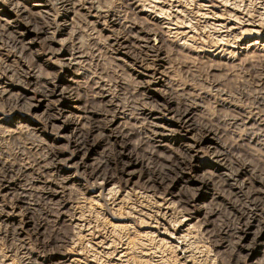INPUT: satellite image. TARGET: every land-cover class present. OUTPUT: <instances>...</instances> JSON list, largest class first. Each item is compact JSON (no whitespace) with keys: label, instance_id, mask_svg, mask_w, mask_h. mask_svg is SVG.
Wrapping results in <instances>:
<instances>
[{"label":"rangeland","instance_id":"rangeland-1","mask_svg":"<svg viewBox=\"0 0 264 264\" xmlns=\"http://www.w3.org/2000/svg\"><path fill=\"white\" fill-rule=\"evenodd\" d=\"M146 1L0 0V98L19 93L37 105L44 99L43 90H59L30 112L9 105L11 109L0 101V163L24 170L17 190L35 204L45 226V239L38 242L27 229L20 236L21 244L6 240L3 228L13 232L24 217L1 192L0 264H264V232L262 244L250 250L233 244L235 232L242 226L239 217L251 211L253 203L246 189L237 195L224 184L228 169L241 167L248 173L240 182L264 178V0ZM149 4L156 6L151 9ZM160 10L167 13L160 15ZM179 15L187 25L181 24ZM157 30L167 34L159 54L149 48L160 45ZM16 33L25 35L24 42H33L31 49L14 41ZM163 97L179 107L191 106L198 124L217 131L215 142L228 161L217 163L210 143L197 130L187 128L177 136L167 132L157 151L145 116L152 114L158 98ZM53 108L65 110L57 129L44 120V114ZM83 115L99 121L114 119L129 152L148 161L152 169L169 157L172 162L186 156L187 146H192V165L184 169L179 184L193 179L202 184L210 179L211 190L188 191L187 195L196 197L184 209L167 201L162 191L149 192L131 178L121 183L120 192L113 194L116 197L99 192L83 167L96 166L105 149L96 146L84 161L73 156L69 121H81ZM159 116L157 123L172 127L164 113ZM54 151L63 160L73 156V166L65 161L56 165ZM179 187L174 190L179 192ZM212 189L219 200L215 204L211 203ZM199 207L217 212L209 229L190 218ZM90 230L93 233L88 234ZM217 232L220 237L214 240ZM221 239L233 245L216 243Z\"/></svg>","mask_w":264,"mask_h":264},{"label":"bare ground","instance_id":"bare-ground-1","mask_svg":"<svg viewBox=\"0 0 264 264\" xmlns=\"http://www.w3.org/2000/svg\"><path fill=\"white\" fill-rule=\"evenodd\" d=\"M68 1V0H67ZM146 1V0H145ZM157 1V0H156ZM159 1V0H158ZM187 1V0H186ZM189 1V0H188ZM195 1V0H192ZM191 1V3H193ZM200 1V0H199ZM224 1V0H222ZM66 2V1H65ZM147 2V1H146ZM165 2V1H164ZM179 2V1H178ZM229 2V1H228ZM159 3V2H157ZM180 3V2H179ZM195 3V2H194ZM151 4V3H150ZM151 7H155L156 5ZM163 4V3H162ZM199 4V3H198ZM138 5V4H137ZM147 4H145L146 7ZM158 5V4H157ZM201 6V5H199ZM138 7V6H137ZM143 7V6H142ZM148 7V8H150ZM158 7V6H157ZM156 7V8H157ZM161 6H159L160 8ZM168 7V6H167ZM166 7V8H167ZM64 8V7H63ZM136 8V7H135ZM144 8V7H143ZM158 8V9H159ZM200 8V7H199ZM146 9V8H145ZM144 9V10H145ZM165 9V8H164ZM170 9V8H169ZM172 9V7H171ZM203 9V8H202ZM167 10V9H166ZM18 11V10H16ZM227 11V10H226ZM20 12V10H19ZM18 14H20L21 12ZM69 12V11H67ZM139 12V11H138ZM150 12L153 13V11L150 10ZM158 12V11H157ZM175 12V11H174ZM173 12V13H174ZM179 12V11H178ZM177 12V14H178ZM229 12V11H228ZM167 12H164L160 10V15H165ZM182 13V12H180ZM179 13V14H180ZM200 13V12H199ZM204 13V12H203ZM22 14V13H21ZM150 14V13H149ZM156 14V13H154ZM153 14V15H154ZM67 15V14H65ZM64 15V16H65ZM159 15V16H160ZM171 15V13H170ZM197 15V14H196ZM203 15V14H201ZM208 15V14H207ZM221 15V14H219ZM149 16V15H147ZM158 16V13H157ZM169 16V14H168ZM175 16V15H174ZM172 16V17H174ZM206 16V15H205ZM211 16V15H210ZM213 16V15H212ZM224 16V15H223ZM99 17V16H98ZM162 17V16H160ZM159 17V19H160ZM171 17V16H170ZM176 17V16H175ZM204 17V16H203ZM217 17V14H216ZM222 17V16H221ZM150 18V17H149ZM163 18V17H162ZM165 18V17H164ZM167 18V16H166ZM177 18V17H176ZM254 18V17H253ZM260 18V17H259ZM60 19V18H59ZM169 19V18H168ZM212 19V17H211ZM219 19V18H217ZM216 19V20H217ZM167 20V19H166ZM179 21H181L182 19H180V15L178 18ZM187 20V19H186ZM190 20V19H189ZM213 20V19H212ZM227 20V18H226ZM65 21V20H64ZM114 21V20H113ZM163 21V20H162ZM172 21V20H171ZM185 20L181 21L182 22ZM231 21V20H229ZM247 21V20H246ZM43 22V21H42ZM56 22V21H55ZM63 22V20H62ZM61 22V23H62ZM160 22V21H159ZM168 22V21H167ZM167 22H164V24H166ZM186 22V21H185ZM249 22V21H247ZM252 22V21H251ZM254 22V21H253ZM252 22V23H253ZM22 23V22H21ZM170 23V22H169ZM174 23V22H173ZM178 23V22H177ZM176 23V24H177ZM184 23V22H183ZM226 23V22H225ZM231 23V22H230ZM258 23V22H257ZM25 24V23H24ZM31 24V23H30ZM114 24V23H113ZM180 24V23H179ZM185 24V23H184ZM218 24V23H217ZM243 24V23H242ZM47 25V24H46ZM115 25V24H114ZM172 25V24H171ZM187 25V24H185ZM211 25V24H210ZM213 25V23H212ZM215 26H217L216 24H214ZM223 25V24H221ZM258 25V24H257ZM256 25V26H257ZM19 26V25H18ZM17 26V27H18ZM52 26V25H51ZM182 26V25H181ZM184 26V25H183ZM212 26V27H215ZM254 25V27H256ZM260 26L262 27V25L260 24ZM11 27V26H10ZM168 27V26H167ZM222 27V26H221ZM253 27V26H252ZM28 28V25L27 27ZM166 28V27H164ZM189 28V27H188ZM191 28V27H190ZM189 28V29H190ZM216 28V27H215ZM214 28V29H215ZM217 28H219L217 26ZM264 28V26L262 27ZM7 29V28H5ZM29 29L31 30L32 27L29 25ZM38 29V28H37ZM43 29V28H42ZM124 29V28H123ZM171 29V28H170ZM192 29V28H191ZM229 29V28H228ZM4 30V29H3ZM17 30V29H16ZM153 31L156 32V29H151ZM217 31V29H215ZM227 30V27H226ZM250 30V29H249ZM256 30V29H255ZM262 30V29H261ZM8 31V30H7ZM32 31V30H31ZM44 31V30H43ZM167 31V30H166ZM172 31V30H171ZM190 31V30H189ZM26 32V31H25ZM34 32V31H33ZM158 33H161V39H160V45H149V48L151 50H153V52H156L159 54V49L160 51L161 49V44H165L164 43V37H165V32L163 30H157ZM178 32V30H177ZM180 32V31H179ZM184 32V31H183ZM227 32V31H225ZM230 32V31H228ZM248 32V31H247ZM261 32V31H260ZM15 33V32H14ZM36 33V32H35ZM40 33V32H38ZM157 33V34H158ZM172 33V32H171ZM176 33V31H175ZM182 33V32H181ZM219 33V32H218ZM221 33V32H220ZM251 33V32H250ZM249 33V34H250ZM253 33V32H252ZM258 33V32H257ZM27 34V33H26ZM150 34V33H149ZM154 34V33H153ZM169 34V33H168ZM179 34V33H178ZM228 34V33H227ZM243 34V33H242ZM245 34V33H244ZM14 35V34H13ZM37 35V34H36ZM160 35V34H159ZM167 35V34H166ZM180 35V34H179ZM188 35V34H187ZM232 35V34H231ZM241 35V34H240ZM4 36V35H3ZM25 35H23L22 33H16L14 35V41L17 44L23 45L25 48L27 49H31L30 45L33 43L32 41L29 42H24V37ZM27 36V35H26ZM146 36V35H145ZM155 36V35H154ZM219 36V35H218ZM222 36V35H220ZM128 37V36H127ZM174 37V36H173ZM176 37V36H175ZM181 37V36H180ZM232 37V36H231ZM235 37V36H234ZM237 37V36H236ZM239 37V36H238ZM139 38V37H138ZM148 38V37H147ZM145 38V39H147ZM156 38V37H154ZM220 38V37H219ZM223 38V37H221ZM141 39V38H140ZM144 39V37H143ZM144 39V40H145ZM187 39V38H186ZM139 40V39H138ZM142 41V40H141ZM152 41V40H151ZM159 41V40H158ZM147 42L144 44L147 46ZM133 43V42H132ZM27 44V45H25ZM8 45V44H7ZM15 45V44H14ZM141 45V44H140ZM139 46V45H138ZM158 46V47H157ZM110 47V46H109ZM143 47V46H142ZM124 48V47H123ZM148 49V48H147ZM79 50V49H78ZM77 50V51H78ZM81 51V49L79 50ZM123 51V50H122ZM140 52V51H139ZM138 52V54H139ZM119 53V52H118ZM142 53V52H141ZM147 54V52H145ZM20 54V53H19ZM52 54V52H51ZM69 54V53H68ZM70 54H74L70 52ZM117 54V53H116ZM130 54V53H129ZM132 54V53H131ZM145 54V55H146ZM163 54V53H162ZM126 55V54H125ZM128 55V54H127ZM136 55V53H135ZM144 55V56H145ZM144 56H142L144 58ZM155 56V55H154ZM134 58V56H132ZM153 57V56H152ZM73 58V57H72ZM122 58V57H120ZM119 58V59H120ZM124 58V57H123ZM136 58V57H135ZM146 61V58H144ZM160 59V58H159ZM162 59V58H161ZM122 60V59H121ZM139 60V59H138ZM135 61V60H134ZM155 61V60H154ZM164 61V60H163ZM141 63V60H140ZM143 65V64H142ZM145 65V64H144ZM143 65V66H144ZM70 66V65H69ZM139 66V65H138ZM147 66V65H145ZM148 67V66H147ZM151 67V66H150ZM150 67H148L150 69ZM69 68V67H68ZM152 68V67H151ZM70 69V68H69ZM68 69V70H69ZM146 69V68H145ZM143 70V68H142ZM148 70V69H147ZM164 70V69H163ZM166 70V69H165ZM146 75V74H145ZM15 76V75H14ZM18 77V76H17ZM151 77V76H149ZM73 78V77H72ZM70 79V78H69ZM74 82V80L72 81ZM148 83V82H147ZM163 84V82H162ZM28 85V83H27ZM151 86V83H150ZM144 87V85H143ZM71 88V87H70ZM63 90V89H62ZM60 90V93L63 94L65 90ZM57 91V87L51 89V88H46L45 90H43V98L42 100H45L50 94H55ZM73 92V91H72ZM5 93V92H4ZM10 94V93H9ZM184 94V93H183ZM8 95V94H6ZM72 96V94H71ZM3 99L0 98V101L2 103H4V105H8V107H10L9 105H13L15 107H25L24 109H26V111H31L33 108H36L37 106H39L41 104V102H43L42 100L37 104H32L26 101V97L23 94H19L17 93V95L15 94H10V96H8L7 98H5V96H1ZM170 99V98H169ZM159 101V102H158ZM158 101L156 103V105L154 106L155 110L152 112V114L145 116V119H147V127L149 128L150 132L152 131V135L154 136V142L157 143L154 148L157 151L159 150V143L163 141V138L165 137V134L171 133L174 136H177L179 134V132H181L183 130V128H187V131L189 130H197L199 132V135L201 136V138L204 141H208L210 143V147L213 149V157L215 158L216 162L220 164V162L225 161L228 157L225 153L224 150L219 148V145L216 144V137L218 136L217 131L213 130L212 128H209L207 126H202L200 124H198L195 120V115H194V109L191 106H184V107H179L180 105L175 104L174 102L169 101L166 97H163L161 99L158 98ZM195 102V101H194ZM149 103V102H147ZM183 103V102H182ZM103 104V103H102ZM154 104V103H153ZM181 104V103H180ZM112 106V105H111ZM11 108V107H10ZM13 108V107H12ZM11 108V109H12ZM21 109V108H20ZM59 109V108H58ZM65 110L64 109H60L58 111H56L55 108H53V110H49L47 113L44 114V120L46 121V123H48L53 129H57L58 125H57V121L59 119H61L62 117H65V114L63 113ZM111 111V110H110ZM114 111V110H113ZM116 111V110H115ZM114 111V113H115ZM149 111V109L147 110ZM152 111V110H151ZM109 113V112H108ZM113 113V114H114ZM144 113V112H143ZM165 114L167 116L166 121H168V123L170 125H172V127H164V125H161L159 123H157L158 120V116L159 114ZM116 114V113H115ZM84 116V115H83ZM89 116V115H86ZM86 116L82 117V120H70L69 121V128L73 129V147H74V152H73V156L75 158H80V160H85L86 157L90 156L91 152H93V150L95 148H97L96 146H102L103 149H105L104 152V157L98 161L97 165L88 169L86 168V166H84L83 171H87L88 173V177L91 180V182L96 185V189H100L99 192H107L111 195H109L110 197H112L113 194H117L118 191L120 190L119 187L121 185V183H127V181L131 178L132 180H134V184L136 185H140L142 189H145L149 192H158V191H162V195L165 197L167 196V201L173 203V202H177L179 204L180 207H182L184 209V207L186 208V206H189V204L195 200L196 194H192V195H187L188 191H197V190H202L204 187L209 188L211 190V180L210 179H205L202 184L200 182L195 183L194 179L189 182H185L182 184H179L180 180H178V178L181 176L182 172L184 171V169L186 167L190 168L194 159V156L192 155V150L193 147L192 146H187V152L188 154H186V156H180L178 158H174L175 160H173L172 162H170L173 157H169L170 160H167L168 162H164L162 163L160 161V166L156 169H152L149 165H148V161L146 162L144 159H138L137 157H135L133 153L129 152L128 148H127V144L124 140V136L122 135V132L118 131L116 129V121L114 119H109L108 121H103V120H95L94 118H90L88 119ZM104 116V115H103ZM114 116V115H113ZM81 117V116H80ZM96 117V116H95ZM165 117V116H164ZM116 118V117H115ZM160 118V116H159ZM81 119V118H80ZM105 119V118H104ZM162 119V118H161ZM105 122V124H104ZM68 124V123H67ZM49 126V127H50ZM175 126V127H173ZM236 126V125H235ZM62 128V126H60ZM59 127V128H60ZM60 128V129H61ZM145 130V129H144ZM263 130V129H262ZM143 132V131H142ZM146 133V132H145ZM124 134V133H123ZM128 136V135H127ZM145 136V134H144ZM258 137V136H257ZM151 138V137H150ZM152 146V145H151ZM101 148V147H100ZM154 149V150H155ZM102 152V151H101ZM133 152V151H132ZM162 154H160L161 156ZM72 156V157H73ZM72 157H68V159H62L59 157V154L56 153L55 151L52 153V161L55 162L56 165H59V167L62 164L63 161H65V165L68 164H73L71 163L72 161ZM163 157V156H162ZM153 159V158H152ZM45 161V160H44ZM70 161V163H69ZM228 161V159H227ZM82 162V161H81ZM54 164V165H55ZM84 164V163H83ZM18 165V164H17ZM55 165V166H56ZM86 165V162H85ZM91 165V164H90ZM89 165V166H90ZM93 165V164H92ZM73 166V165H72ZM71 167V166H70ZM55 168V167H54ZM231 168V167H229ZM239 168V167H238ZM65 171L68 169L65 168ZM227 172V174L225 175V180H224V184H227V188L229 189L230 192L234 193V194H239V190L246 189V193L249 197V199L252 201L253 204H251L252 209L249 212H245L244 216H240L239 220L241 221L240 223H242V226H240L239 228H237V232H235V239H234V243L236 245L241 246L242 248L246 246V249L250 250L252 248H255L256 246H258L260 243L261 239H262V234L264 232V178H262L263 176H255V174L257 173H253L254 174V178L253 181H249L247 184L244 182H240L241 178L243 177V175H246L248 173V169L246 167H241L238 170H230ZM24 171V170H23ZM22 171V169L15 167L14 165H7L4 164L3 162L0 163V193L2 192V197L5 198L7 197L13 207H17V209H20V211L22 212L21 215H23L24 218H22V220L19 222V226L14 228L13 232H8V230H5L3 227V233L4 236L6 237V240H9L12 243H16V244H21V240H20V236L21 234L24 232V230L27 229L31 231L32 235L37 239L36 242H38V240L40 239H45V226L43 223V218L39 217L36 214V210L37 208H35V204L31 203L30 201L27 200L26 195L22 194L21 192H19L17 190V186L20 184V182L22 181V178L24 177V172ZM67 172V171H66ZM37 174V173H36ZM260 174V173H259ZM26 176V175H25ZM87 176V175H86ZM68 177V176H67ZM253 177V176H252ZM184 178V176H183ZM259 179L260 180V184L259 182H257L256 180ZM249 180V179H248ZM220 182V181H219ZM45 183V182H44ZM221 183V182H220ZM258 183V185H257ZM58 184V183H57ZM238 185H240V187H237ZM245 185V186H244ZM137 186V187H140ZM178 186L179 187V192L175 191L174 189H176ZM40 187V186H39ZM128 187V186H127ZM29 189V188H28ZM131 189V188H130ZM140 189V188H139ZM31 190V189H30ZM132 190V189H131ZM214 190V189H212ZM239 191V192H238ZM44 192V191H43ZM120 192V191H119ZM106 193V194H107ZM85 195V194H84ZM152 195V194H151ZM187 195V196H186ZM25 196V197H24ZM38 196V195H37ZM56 196V195H55ZM101 196V195H100ZM114 196V195H113ZM118 196V195H117ZM161 196V194H160ZM92 197V196H90ZM109 197V198H110ZM116 197V196H114ZM154 197V196H153ZM157 197V196H156ZM185 197V198H184ZM161 198V197H160ZM163 198V197H162ZM32 199V198H31ZM115 199V198H114ZM132 199V198H131ZM157 199V198H156ZM155 199V200H156ZM159 200V199H158ZM166 200V199H165ZM33 201V200H32ZM36 201V200H35ZM38 201V200H37ZM111 201V200H110ZM113 201V200H112ZM163 201V200H162ZM166 201V202H167ZM219 200H217L216 198V193L215 190L212 193V197H211V203L218 202ZM108 202V201H107ZM152 202V200H151ZM158 202V201H157ZM165 201H163L162 203H164ZM35 203V202H34ZM116 203V202H114ZM170 203V204H171ZM112 204V203H111ZM124 204V203H123ZM169 204V203H168ZM169 204V205H170ZM249 204V203H248ZM116 205V204H115ZM118 205V204H117ZM160 205V204H157ZM164 205V204H163ZM213 205V204H212ZM98 206V205H97ZM160 207V206H158ZM164 207V206H163ZM169 207V206H168ZM173 208V206H171ZM169 207V209L171 208ZM175 207V206H174ZM248 207V206H247ZM162 208V207H161ZM3 209V207H2ZM175 209V208H174ZM177 209V208H176ZM154 210V209H153ZM157 210V209H156ZM163 210V209H162ZM253 210V211H252ZM144 211V210H143ZM142 211V212H143ZM148 211V210H147ZM161 211V210H160ZM176 211V210H175ZM174 211V212H175ZM194 213H192L190 215V218H192V220H196L198 223H200L204 228L209 229L212 225H213V218L217 215L216 210L213 209H207V208H201L199 207L198 209L194 208ZM139 212V211H138ZM137 212V213H138ZM154 212V211H153ZM167 212V211H166ZM185 212H189V210H185ZM1 213V212H0ZM63 213V211H62ZM145 213V212H144ZM156 213V212H155ZM168 213V212H167ZM166 213V214H167ZM179 213V212H178ZM183 213V212H182ZM6 213H3V216H5ZM151 214V213H150ZM164 214V213H163ZM169 214V213H168ZM184 214V213H183ZM182 214V215H183ZM241 214V213H240ZM1 215V214H0ZM76 215V214H75ZM87 215V214H86ZM144 215V214H143ZM142 215V216H143ZM149 215V213L147 214ZM62 216V215H61ZM153 216V215H151ZM161 216V215H160ZM170 216V215H169ZM178 217V214L176 215ZM184 216V215H183ZM236 216V215H235ZM157 217V216H156ZM234 217V216H233ZM146 218V217H145ZM144 218V219H145ZM150 218V217H148ZM161 219V217H159ZM165 218V217H164ZM167 218V217H166ZM179 218V217H178ZM72 219V218H71ZM75 219V218H74ZM142 219V218H141ZM147 219V218H146ZM152 219V218H151ZM150 219V220H151ZM188 219V218H187ZM6 220V219H5ZM5 220H3V226H4V222ZM73 220V219H72ZM148 220V219H147ZM155 220H158L155 218ZM183 220V219H182ZM190 220V219H189ZM237 219V221H239ZM79 221V220H78ZM77 221V222H78ZM82 221V219L80 220ZM84 221V220H83ZM82 221V222H83ZM142 221V220H141ZM159 221V220H158ZM180 221V220H179ZM188 221V220H187ZM6 222H8L6 220ZM74 222V221H72ZM150 222V221H148ZM157 222V221H155ZM160 222V221H159ZM256 222V226H252V223ZM152 223V222H151ZM76 224V223H75ZM147 224V223H146ZM145 224V225H146ZM150 224V223H148ZM153 224V223H152ZM156 224V223H155ZM159 224V223H158ZM162 224V223H161ZM179 224V223H178ZM184 224V222H183ZM230 224V223H229ZM6 227L7 225H9L6 223L5 224ZM105 225V224H104ZM115 225V224H114ZM154 225V224H153ZM174 225V224H173ZM177 225V224H176ZM79 226V225H78ZM81 226V225H80ZM88 226V225H87ZM160 226V225H158ZM166 226V225H164ZM191 226V225H190ZM193 226V225H192ZM5 227V226H4ZM122 227V226H121ZM168 227V226H167ZM165 227V228H167ZM171 227V226H170ZM189 227V226H188ZM235 227V226H234ZM12 228V227H11ZM79 228V227H77ZM82 228V227H81ZM90 229H92L91 226H89ZM148 228V227H147ZM164 228V227H163ZM176 228V226L174 227ZM180 228V227H179ZM191 228V227H190ZM76 229V228H75ZM80 229V228H79ZM84 229V227H83ZM86 229V228H85ZM153 229V228H152ZM171 229V228H169ZM186 229V228H184ZM13 230V229H12ZM77 230V229H76ZM82 230V229H81ZM80 230V231H81ZM221 231L223 229H220ZM234 230V229H233ZM78 231V230H77ZM86 231V230H85ZM153 231V230H152ZM163 231H165L163 229ZM170 231V230H169ZM190 231V230H189ZM188 231V232H189ZM187 232V233H188ZM216 232V231H213ZM233 232V231H232ZM78 233V232H77ZM89 233H93L88 232ZM96 233V232H95ZM167 233V232H166ZM186 233V234H187ZM200 233V232H199ZM112 234V233H111ZM148 234V233H147ZM156 234V233H154ZM164 234V233H163ZM169 234V233H168ZM185 234V233H184ZM185 234V235H186ZM220 232H217L215 234H213V239L216 240L217 238L220 237ZM166 235V234H165ZM179 235V234H178ZM183 235V234H182ZM148 236V235H147ZM152 236V235H150ZM158 236V235H156ZM170 236V235H169ZM171 236H173V234H171ZM176 236V235H175ZM186 237V236H185ZM184 237V238H185ZM226 237V236H225ZM230 237V236H229ZM91 238V237H90ZM53 239V238H52ZM173 239V238H172ZM182 237H181V241H182ZM48 241L50 239H47ZM230 240V239H229ZM99 242V241H98ZM155 242V241H154ZM165 242V240L163 241ZM167 242V241H166ZM179 242V241H178ZM247 242V243H246ZM50 243V242H49ZM103 243V242H102ZM139 243V242H138ZM161 243V242H160ZM216 243L221 244V245H230L232 244V242H227L224 240H219L216 241ZM44 244V243H43ZM46 244V242H45ZM48 244V243H47ZM156 244V243H155ZM173 244V243H172ZM182 244V243H181ZM232 244V245H233ZM24 245V244H23ZM180 245V244H179ZM184 245V244H183ZM197 245V244H196ZM206 245V244H205ZM45 246V245H44ZM100 246V245H99ZM49 247V246H48ZM181 247V246H178ZM225 247V246H224ZM72 248V247H71ZM88 248V247H87ZM156 249V248H155ZM161 249V248H160ZM18 251V250H17ZM21 252V251H20ZM29 254V253H28ZM47 255V254H46ZM45 255V256H46ZM63 255H67V254H63ZM51 256V255H50ZM249 256V255H248ZM122 257H125L122 256ZM156 257V256H155ZM201 257V255H200ZM207 258V257H206ZM27 259V258H26ZM28 260V259H27ZM30 260V258H29ZM143 260V259H142ZM191 260V259H190ZM25 261V260H24ZM34 261V259H33ZM178 261V260H177ZM195 261V260H194ZM26 263V261H25ZM24 263V264H25ZM42 263V262H41ZM206 263V262H205ZM27 264H39L37 261L32 262V261H28Z\"/></svg>","mask_w":264,"mask_h":264}]
</instances>
